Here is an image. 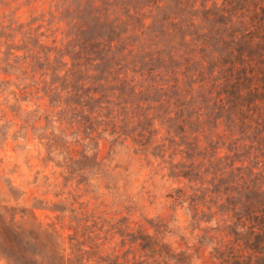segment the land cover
I'll return each instance as SVG.
<instances>
[{
    "label": "rangeland",
    "instance_id": "374dc122",
    "mask_svg": "<svg viewBox=\"0 0 264 264\" xmlns=\"http://www.w3.org/2000/svg\"><path fill=\"white\" fill-rule=\"evenodd\" d=\"M69 1L0 0V19L121 75L89 120L64 90L25 91L0 62V264H48L71 248L128 264L139 232L174 248L201 239L208 255L216 223L192 218L193 188L232 160L264 158V0Z\"/></svg>",
    "mask_w": 264,
    "mask_h": 264
},
{
    "label": "trees",
    "instance_id": "16d2710c",
    "mask_svg": "<svg viewBox=\"0 0 264 264\" xmlns=\"http://www.w3.org/2000/svg\"><path fill=\"white\" fill-rule=\"evenodd\" d=\"M73 4L83 6L82 0L69 1V6ZM89 8H84L85 13L93 14L91 4ZM100 27L107 29L106 33L119 34V24L113 23V19L104 20ZM107 39L111 42L113 37L107 35ZM67 45L78 48L72 39ZM59 51L61 47L47 44L42 34H34L29 27H24L22 22H5L0 19V62L3 64V72L18 81L25 91L30 87L37 92L42 82L43 85L48 82L49 91L64 90L67 96L72 97L69 105L71 109L79 107L80 112L88 114L89 120H97L100 116L103 92L107 85L120 77V67L115 71V61H107L104 57L96 60L87 56H74L67 49L61 54ZM91 60L94 61L93 66ZM125 74L126 72L122 73L123 78ZM47 77L54 79L49 81ZM63 103L65 107L68 105L67 101ZM53 105H61V100H57ZM5 114L6 111L0 115V119ZM74 152L76 153L73 148H68L70 157ZM238 160L239 163H234V160L230 162L229 168L219 174L211 188L201 185L193 188L188 205L192 218L198 220V223L212 219L216 223L215 235H200V238H208L213 243L208 255L201 250V239L196 247L185 245L182 248H174L162 237L139 232L129 240L130 249H126L122 262L264 264V158H248L246 164L244 159ZM200 211H203V215L210 213L204 219H197L196 215ZM89 259L71 248L66 253L54 252L52 262L48 264H90Z\"/></svg>",
    "mask_w": 264,
    "mask_h": 264
}]
</instances>
